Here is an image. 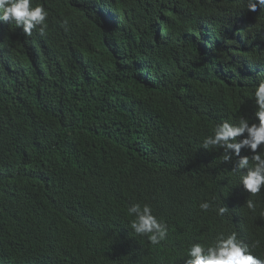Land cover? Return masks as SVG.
<instances>
[{"label":"trees","instance_id":"obj_1","mask_svg":"<svg viewBox=\"0 0 264 264\" xmlns=\"http://www.w3.org/2000/svg\"><path fill=\"white\" fill-rule=\"evenodd\" d=\"M187 1L132 0L146 11L120 19L101 10L39 65L30 62L27 44L0 33L8 63L25 68L0 90V264H152L156 257L117 235L109 219L116 187L140 176L145 189L148 166L161 170L165 185L176 182L174 145L186 163H211L198 149L205 134H192V121L216 108L250 116V94L264 80V9L250 13L247 0H193L190 14ZM202 1L212 7L200 9ZM245 18L250 29L235 33ZM102 35L116 38L88 41ZM81 47L82 56L99 55L75 63L72 52ZM186 94L189 112L174 115L168 104ZM222 178L240 182L239 174ZM85 192L99 195L106 215L89 204L80 211ZM203 198L201 189L178 200L154 194L158 214L176 221L167 241L149 248L175 262L188 245L208 242L209 216L190 219L196 237L187 244L191 231L179 223Z\"/></svg>","mask_w":264,"mask_h":264},{"label":"clouds","instance_id":"obj_2","mask_svg":"<svg viewBox=\"0 0 264 264\" xmlns=\"http://www.w3.org/2000/svg\"><path fill=\"white\" fill-rule=\"evenodd\" d=\"M187 3L191 14L193 0ZM198 7L209 10L212 3L202 1ZM104 9L120 19L123 13L128 17L141 16L146 6L144 4L140 13L132 7V0H0V33L8 34L20 45L27 44L30 62L39 65L40 57L48 56L58 40L90 27L96 13ZM246 9L250 13L264 9V0H247ZM203 27L207 32L208 27ZM250 27L248 19H238L233 30L244 33ZM115 38L102 35L88 41L106 42ZM82 52V47L72 52L75 63L99 55L92 52L82 56ZM9 57L10 52L0 45V90L6 78L25 74V68L20 64L8 63ZM174 96L177 102L168 104L173 114L189 112L187 99L190 95ZM12 98L11 94L8 102ZM250 99L252 113L248 117L216 108L211 114L192 121L191 133L205 134L198 149L213 156L208 165L186 163L174 145L180 155V178L176 182L165 185L161 170L148 166L145 168V189L140 186V176L116 187L113 193L116 212L109 219L117 235L143 244L156 257L152 264H264V80L256 81ZM231 174L240 175L238 185L222 178ZM97 184L101 188L102 178ZM198 189L204 192V198L194 209L179 217L180 229L190 230V219L195 215L209 216L205 231L208 242L188 245L175 262H170L164 249L157 252L149 248V245H163L176 221L166 220L158 214L153 195L178 200ZM80 200V211H85L89 204L101 217L106 215L97 193L85 192ZM222 218L226 222L220 221ZM195 237L191 231L184 244ZM90 260L99 264L96 259Z\"/></svg>","mask_w":264,"mask_h":264},{"label":"bare ground","instance_id":"obj_3","mask_svg":"<svg viewBox=\"0 0 264 264\" xmlns=\"http://www.w3.org/2000/svg\"><path fill=\"white\" fill-rule=\"evenodd\" d=\"M119 24H120L119 22L111 23L112 26H118ZM161 33H162V30H161Z\"/></svg>","mask_w":264,"mask_h":264}]
</instances>
